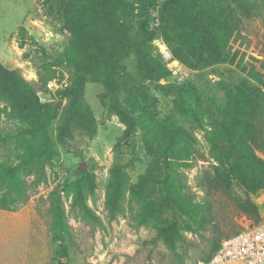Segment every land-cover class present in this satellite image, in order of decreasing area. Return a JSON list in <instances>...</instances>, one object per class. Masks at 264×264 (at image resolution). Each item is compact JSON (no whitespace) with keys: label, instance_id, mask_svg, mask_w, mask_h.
<instances>
[{"label":"rangeland","instance_id":"rangeland-1","mask_svg":"<svg viewBox=\"0 0 264 264\" xmlns=\"http://www.w3.org/2000/svg\"><path fill=\"white\" fill-rule=\"evenodd\" d=\"M165 1L156 0L150 8L148 28L156 33L155 54L162 57L170 76L159 83L150 80L140 71L137 55L132 51L125 57L124 64L132 77L157 99L159 117L176 118L194 138L196 154L192 166L173 164L168 167L174 168L172 176L179 178L182 193L191 202L211 200L214 224L205 231L186 232L183 230L186 218L167 215L177 220L183 236L182 241L170 249L153 223L143 221L142 209L135 199L132 201L130 191L123 196L122 212L112 218L107 194L114 168H120L127 176L129 187L136 185L156 159L155 154L161 153L163 138L156 133L153 150H150L145 121L136 112L137 130L127 139V126L102 102L105 88L101 77H92L86 85L83 103L94 113L98 132L90 138L74 128L69 148L59 143L69 100L60 95L66 87L57 89L47 103L57 105L58 112L49 130L57 151L53 161L45 166L48 181L36 187L34 177H26L30 199L14 211L0 209V264H199L211 252L214 240L256 223L238 208V199L246 197L243 188L236 186L231 192L209 194L203 189L206 175L217 164L203 129V126L208 128V123L190 122L189 113L178 105L177 94L167 92L164 86L186 85L193 98L209 112L218 113V106L227 104L231 92L244 80L254 83L250 75L264 82V0H223L220 15L234 29L226 60L214 66L200 63L196 67L184 64L173 55L168 39L182 52V44H192L194 39L184 36L178 41L171 35L170 25L184 26L189 18L176 10L164 17ZM63 9L62 0H0V62L20 72L37 94H47V79L54 72L63 78L68 76L69 84L71 82L70 69L56 66L57 57L69 43ZM195 47L201 58V48ZM164 52L170 53L172 59H165ZM119 96L125 103L126 93L121 90ZM18 125L7 115L0 117V163L17 164L20 160L23 151L12 137ZM258 154L264 158L262 153ZM162 166L165 168L166 164ZM80 179L84 184L91 182L84 192L90 212L75 202L73 193L67 192V187ZM53 191H59L62 196L74 243L57 241L51 232L50 195ZM251 198L264 217V191Z\"/></svg>","mask_w":264,"mask_h":264},{"label":"trees","instance_id":"trees-1","mask_svg":"<svg viewBox=\"0 0 264 264\" xmlns=\"http://www.w3.org/2000/svg\"><path fill=\"white\" fill-rule=\"evenodd\" d=\"M62 1L64 28L69 33V43L57 57L56 66L70 69L71 82L69 84L68 78V86L60 93L68 98L69 103L59 143L69 148L74 128L90 138L96 136L97 120L83 99L90 79L101 77L105 88L102 102L127 126V139L137 130L136 112L145 121V131L150 135L147 142L150 150H153L156 133L163 138L161 153L155 154L156 159L136 185L129 187L127 176L120 168H114L107 194L112 218L122 212L123 196L130 191L132 201L135 199L142 209L143 221L153 223L168 247L174 249L183 236L177 220L167 215L186 218L183 230L192 233L205 231L214 224L215 217L211 200L204 198L199 203L191 202L182 193L179 178L172 176L174 168L168 167L173 164L192 166L196 150L190 131L174 117H159L157 99L132 77L124 64L125 57L132 51L137 55L140 71L150 80L159 83L170 76L171 72L162 57L155 54L153 42L156 33L148 28L149 11L156 0ZM222 2H164V17L171 16L176 10L189 18L184 26L170 25L171 35L178 41L184 36L194 39L192 44H182L184 52L176 50L168 39L177 60L190 67L200 63L214 66L226 60L234 29L220 15ZM196 45L201 48L200 56L204 61L197 56ZM250 77L254 83L244 80L231 92L229 102L218 106V113L209 112L197 98L192 97L186 85L169 84L164 87L167 92L177 94L178 105L189 113L190 122L208 123V128L203 126V129L217 164L206 175L203 189L209 194L231 192L236 186L243 188L246 197L238 199V208L243 215L259 223L263 220L261 210L251 195L264 191V158L258 154L264 155V82ZM65 78L54 72L47 79V89L50 84H60ZM121 90L126 93L125 103L120 101ZM2 115L19 123L17 133L12 137L23 151L17 164L0 163V209L14 211L31 197L26 177L33 176L36 187L48 181L45 166L53 161L57 151L56 141L49 130L58 118V112L53 104L40 101L37 90L20 72L10 70L0 62V117ZM162 163L166 164L165 168ZM88 183L91 182L84 184L80 179L67 187V192L73 193L75 202L86 211L89 209L84 192ZM50 200L54 239L74 243L59 191H53ZM232 235L214 240L211 252L203 261H209L222 241Z\"/></svg>","mask_w":264,"mask_h":264},{"label":"built area","instance_id":"built-area-1","mask_svg":"<svg viewBox=\"0 0 264 264\" xmlns=\"http://www.w3.org/2000/svg\"><path fill=\"white\" fill-rule=\"evenodd\" d=\"M163 55L165 59H172L170 53L164 52ZM68 78L66 76L60 84H50L47 94L38 93L40 101L49 103L57 89L68 86ZM199 264H264V217L261 222L225 238L213 257Z\"/></svg>","mask_w":264,"mask_h":264},{"label":"water","instance_id":"water-1","mask_svg":"<svg viewBox=\"0 0 264 264\" xmlns=\"http://www.w3.org/2000/svg\"><path fill=\"white\" fill-rule=\"evenodd\" d=\"M54 110L57 111V105L54 106ZM81 168H83V164L81 165Z\"/></svg>","mask_w":264,"mask_h":264}]
</instances>
